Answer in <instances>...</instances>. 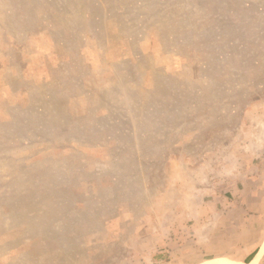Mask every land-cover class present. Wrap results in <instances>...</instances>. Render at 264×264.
I'll return each mask as SVG.
<instances>
[{
	"label": "rangeland",
	"instance_id": "rangeland-1",
	"mask_svg": "<svg viewBox=\"0 0 264 264\" xmlns=\"http://www.w3.org/2000/svg\"><path fill=\"white\" fill-rule=\"evenodd\" d=\"M256 247L264 0H0V264Z\"/></svg>",
	"mask_w": 264,
	"mask_h": 264
},
{
	"label": "bare ground",
	"instance_id": "bare-ground-1",
	"mask_svg": "<svg viewBox=\"0 0 264 264\" xmlns=\"http://www.w3.org/2000/svg\"><path fill=\"white\" fill-rule=\"evenodd\" d=\"M263 249L261 250L260 248V253L254 258L252 259L250 262H246V263H238V262H234V261H221V262H214L211 264H257L260 257L262 256V254L264 253V247H262Z\"/></svg>",
	"mask_w": 264,
	"mask_h": 264
},
{
	"label": "trees",
	"instance_id": "trees-1",
	"mask_svg": "<svg viewBox=\"0 0 264 264\" xmlns=\"http://www.w3.org/2000/svg\"><path fill=\"white\" fill-rule=\"evenodd\" d=\"M259 251V247H256L250 254L249 256L245 259V262H250L254 256L257 254V252Z\"/></svg>",
	"mask_w": 264,
	"mask_h": 264
},
{
	"label": "crops",
	"instance_id": "crops-1",
	"mask_svg": "<svg viewBox=\"0 0 264 264\" xmlns=\"http://www.w3.org/2000/svg\"><path fill=\"white\" fill-rule=\"evenodd\" d=\"M242 207L246 208V206H245V205H244V206H242ZM238 213H241V211H238ZM218 224H219V223H218ZM218 224H217V225H218Z\"/></svg>",
	"mask_w": 264,
	"mask_h": 264
}]
</instances>
